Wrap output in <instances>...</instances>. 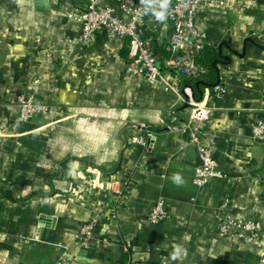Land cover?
Segmentation results:
<instances>
[{
    "label": "crops",
    "instance_id": "obj_1",
    "mask_svg": "<svg viewBox=\"0 0 264 264\" xmlns=\"http://www.w3.org/2000/svg\"><path fill=\"white\" fill-rule=\"evenodd\" d=\"M86 9L85 0H0V264H52L63 254L67 264H261L258 248L223 239L219 225L264 222V143L251 130L264 117V0L197 18L214 62L224 42L239 53L223 47L232 60L217 63L226 94L215 106L209 87L192 89L169 65L168 27L150 26V35L171 87L150 85L127 41L100 32L79 43L71 14ZM19 93L49 112L17 124ZM187 94L207 106L205 132L227 176L203 187L193 181L200 156L190 132L169 130L175 111L174 126L190 121L189 105L177 110ZM161 199L170 218L151 226ZM96 218L84 249L79 230Z\"/></svg>",
    "mask_w": 264,
    "mask_h": 264
},
{
    "label": "built area",
    "instance_id": "obj_2",
    "mask_svg": "<svg viewBox=\"0 0 264 264\" xmlns=\"http://www.w3.org/2000/svg\"><path fill=\"white\" fill-rule=\"evenodd\" d=\"M87 9L73 13L71 17L81 25L79 43L90 45L96 34L107 32L127 41L129 56L140 65L141 72L148 84H166L171 87L161 70L155 42L150 35V26H165L171 30L167 51L172 57L169 65L178 73L198 79L207 74L208 69L199 63V57L208 45L206 32L200 30L197 18L209 8L224 9L229 2L237 0H85ZM115 4V5H113ZM244 8H240L243 11ZM178 92V91H177ZM226 88L216 85L208 94V101L215 106L225 98ZM182 103L191 107L190 121L183 127H169V130L189 131L196 144L200 165L194 174V184L203 187L216 179L226 178L214 157L213 141L206 132L207 106L201 107L191 94L181 96ZM12 102L18 108L16 123H29L38 115L49 112L47 104L40 103L34 95L17 94ZM252 137L256 142L264 143V117L257 119L251 126ZM151 136V135H149ZM134 142L144 143V139L135 138ZM170 218V214L161 199L149 212L147 222L158 225ZM100 221L98 218L82 224L78 240L86 248L92 240ZM219 235L223 239H235L255 246L262 252L261 264H264V222L225 218L220 221ZM108 244L107 239L103 240ZM67 254H63L52 264H67Z\"/></svg>",
    "mask_w": 264,
    "mask_h": 264
},
{
    "label": "trees",
    "instance_id": "obj_3",
    "mask_svg": "<svg viewBox=\"0 0 264 264\" xmlns=\"http://www.w3.org/2000/svg\"><path fill=\"white\" fill-rule=\"evenodd\" d=\"M155 42V41H154ZM157 46V45H156ZM157 48H158V46H157ZM165 52H166V49H165ZM206 52H208V53H206ZM170 54H168V56H169ZM209 55H211V56H213V57H211L210 58V56ZM168 56H166V54H165V59L168 57ZM216 56V53L215 52H213L211 49H209V47L208 46H206V48L204 49V51L201 53V55H200V57H199V63H201L202 65H204L207 69H208V72H207V74H205V75H203V76H201L200 78H198V79H190L189 81H188V83H189V85H190V87H192V89H195V88H200V89H202L201 88V86H206V87H209L210 89H213L216 85H218L217 83H215L216 82V73H217V71H216V67L215 66H213V62H214V57ZM170 57V56H169ZM202 79H204V80H202ZM196 80L198 81V80H200L201 82H203V83H201V84H199L198 86L196 85L198 82H196ZM208 82V83H207ZM211 85V86H210ZM200 89H199V93H200ZM194 92H196V91H194ZM195 95H194V97H195V99L196 100H198L199 101V99H200V96L199 97H197V94L196 93H194ZM155 131V130H154Z\"/></svg>",
    "mask_w": 264,
    "mask_h": 264
},
{
    "label": "water",
    "instance_id": "obj_4",
    "mask_svg": "<svg viewBox=\"0 0 264 264\" xmlns=\"http://www.w3.org/2000/svg\"><path fill=\"white\" fill-rule=\"evenodd\" d=\"M248 41H251V40H248ZM228 47L229 48V50H230V52L231 53H233V54H236V55H239V53L238 52H236V51H234L230 46H229V44L227 43V42H224V43H222L221 45H220V47H219V53H218V56H219V58H220V60L221 61H218V60H216L215 62H213V66H217V63L218 62H223V63H230L231 62V57L230 56H226V55H224L223 54V47ZM246 46V44L244 45V47ZM244 54H245V49H244V51H243V54L241 55V56H244ZM201 83H203V82H199V83H197V86L199 85V84H201ZM211 86V85H210ZM200 95H201V98L199 99V101L202 99V97H203V92L202 91H200ZM187 97V96H186ZM188 108V103H185V104H183L180 108H178L177 110L178 111H184L185 109H187ZM176 112L177 111H175L174 112V116H173V126H174V123H176V121H177V117H176ZM49 220V219H48ZM85 249V248H84ZM83 249V250H84Z\"/></svg>",
    "mask_w": 264,
    "mask_h": 264
}]
</instances>
